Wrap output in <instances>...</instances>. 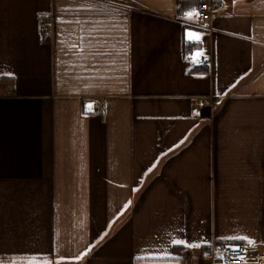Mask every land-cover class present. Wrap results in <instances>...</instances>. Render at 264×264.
Masks as SVG:
<instances>
[{
	"label": "crops",
	"instance_id": "obj_1",
	"mask_svg": "<svg viewBox=\"0 0 264 264\" xmlns=\"http://www.w3.org/2000/svg\"><path fill=\"white\" fill-rule=\"evenodd\" d=\"M177 1L0 0V264H264V0Z\"/></svg>",
	"mask_w": 264,
	"mask_h": 264
},
{
	"label": "built area",
	"instance_id": "obj_2",
	"mask_svg": "<svg viewBox=\"0 0 264 264\" xmlns=\"http://www.w3.org/2000/svg\"><path fill=\"white\" fill-rule=\"evenodd\" d=\"M103 2H108L112 4L124 5L129 7H134L135 5L131 0H99ZM219 9V5L214 0H205L199 2L195 6V12L197 16L202 21H210L214 16L215 12ZM40 22L48 21V17L41 16L39 18ZM204 61L198 62V65H203ZM257 246L249 244L240 243H217L211 246V251L209 253V260L213 263L220 264H243L255 260L257 258L256 254ZM186 264H191L190 262Z\"/></svg>",
	"mask_w": 264,
	"mask_h": 264
},
{
	"label": "snow or ice",
	"instance_id": "obj_3",
	"mask_svg": "<svg viewBox=\"0 0 264 264\" xmlns=\"http://www.w3.org/2000/svg\"><path fill=\"white\" fill-rule=\"evenodd\" d=\"M194 15H196L195 12H189V13H187V16L189 18L193 17ZM187 38H188L189 41H199L200 40V35L198 33H195V32H188L187 33ZM0 75H10V73H6L3 70H0ZM86 107L90 111L91 108H92V105L89 104ZM221 238L222 239H229V240H244L249 245H254L255 244V241H253L252 239H250L247 236H229V237H221ZM172 243L177 244V245H181L182 244V245H185V247H188V248L200 247L199 244L191 243V242L185 241L183 239L173 240ZM36 260H37V258L36 257H33L32 258V264H35V261ZM44 264H48V262H47L46 259L44 260Z\"/></svg>",
	"mask_w": 264,
	"mask_h": 264
},
{
	"label": "trees",
	"instance_id": "obj_4",
	"mask_svg": "<svg viewBox=\"0 0 264 264\" xmlns=\"http://www.w3.org/2000/svg\"><path fill=\"white\" fill-rule=\"evenodd\" d=\"M190 5H191V0H178L177 1V12L178 13H182ZM191 46H192V43L185 42L184 43V49H185V51L187 49H189ZM228 242L245 244L242 240H235V241H228ZM228 242H221V243H228ZM201 248L205 249L206 250L205 251L206 253H210V251H211V247L210 246H207V247L206 246H202Z\"/></svg>",
	"mask_w": 264,
	"mask_h": 264
}]
</instances>
